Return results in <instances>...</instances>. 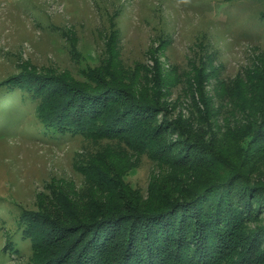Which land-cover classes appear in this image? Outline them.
<instances>
[{
    "label": "rangeland",
    "instance_id": "obj_1",
    "mask_svg": "<svg viewBox=\"0 0 264 264\" xmlns=\"http://www.w3.org/2000/svg\"><path fill=\"white\" fill-rule=\"evenodd\" d=\"M263 63L264 0H0V106L5 107L2 115L10 117L0 120V264L42 261V250H34L32 239L23 232L27 213L39 216L44 211L39 205L58 192L87 188L86 169L97 152L111 149L118 155L113 163L123 169L122 181L148 198L149 206L158 205L154 197L162 184L176 186L182 182V172H197L168 167L165 160L147 156L135 144L86 137L54 140L42 129L36 102H24L31 94L26 79L58 95V88H65L61 83L100 89L98 75L112 82L106 69L121 70L159 92V103L149 102L155 108L149 114L150 126L165 131L163 140L156 143L175 148L170 153L173 158L185 155L178 147L186 132L192 137L205 131L207 141H237H232L235 130L248 127L247 113L231 104V97L218 96L212 100L223 106V112L208 114L201 90L207 97L215 96L216 88L220 93L237 79L260 71ZM10 80H18L15 87L22 92L9 94L15 89L7 88ZM105 95L98 94L101 100ZM108 95L114 109L123 103L119 93ZM171 123H185V132L173 130ZM232 175L239 174L233 171ZM177 191L171 196L180 198L183 192ZM256 209L262 220L248 218L246 232L264 227V200L256 202ZM182 211L173 207L162 216L155 215L134 245H144L146 251L153 239L162 240V246L165 240L180 239L173 237V229ZM72 228L63 243H71L72 236L74 240L83 237L78 228ZM195 241L189 239L190 250L200 249L198 255L204 256ZM70 243L68 251L76 245ZM235 251L239 250L231 252L233 260Z\"/></svg>",
    "mask_w": 264,
    "mask_h": 264
},
{
    "label": "trees",
    "instance_id": "obj_2",
    "mask_svg": "<svg viewBox=\"0 0 264 264\" xmlns=\"http://www.w3.org/2000/svg\"><path fill=\"white\" fill-rule=\"evenodd\" d=\"M260 69L237 79L234 85L223 87L220 93L216 88L215 96L207 97L204 89L201 90L200 99L206 104L208 114L223 112V106H216L212 100L218 96L231 97V104L247 113L248 127L235 130L232 141H237L224 138V144L217 139L207 141L209 136L205 131L192 137L186 132L187 138L182 137V145L178 147L185 155L173 158L170 153L175 148L156 143L163 140L165 131L150 126L153 118L149 114L155 108L149 102L159 103V92L123 75L121 70L106 69V76L112 82L98 75L96 86L100 89L86 90L61 83L65 88H58V95L53 89L49 94L35 85L38 81L26 79V90L31 94L24 95V102L31 99L36 102L35 111L42 119V129L54 140L86 137L135 144L147 156L165 160L168 167L197 170L192 175L182 172V182L179 180L176 186L162 184L154 197L158 205L149 206L148 198L136 194L122 181L123 169L113 163L117 154H112L111 149L95 153L86 169L87 188L73 187L58 192L39 205L44 210L39 216L27 213L23 232L32 239L34 250H42L43 259L37 264H264V227L246 232L249 220H262L260 210L254 207L257 201L264 200V63ZM16 82L7 83V88H15L9 94L22 92L20 87L16 89ZM19 85L24 88L20 81ZM100 92L106 93L103 100L98 96ZM118 93L123 100L119 110L114 109L108 95ZM3 106H0V120L10 119L2 115ZM170 126L182 133L186 124ZM197 157L199 164L198 159L195 161ZM233 171L239 175L233 176ZM177 190L183 195L172 197ZM173 207L178 212L185 210L173 229V237L179 236V241L174 237L173 241L165 240L162 246V240L158 243L159 240L153 239L147 252L141 247L144 245L135 246L134 242L146 234L147 223ZM72 227L78 228V234L83 237L74 240L70 235L71 243L76 245L68 251L70 242L63 240ZM50 233L55 236L50 237ZM189 239L192 243L198 241L204 256L200 253L198 257L200 249L190 250ZM236 248L239 251H235L233 260L231 252Z\"/></svg>",
    "mask_w": 264,
    "mask_h": 264
}]
</instances>
